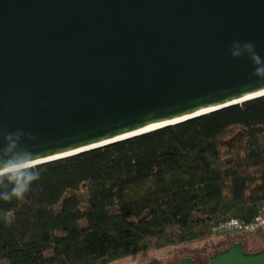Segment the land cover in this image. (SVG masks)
Returning a JSON list of instances; mask_svg holds the SVG:
<instances>
[{
  "label": "water",
  "instance_id": "water-1",
  "mask_svg": "<svg viewBox=\"0 0 264 264\" xmlns=\"http://www.w3.org/2000/svg\"><path fill=\"white\" fill-rule=\"evenodd\" d=\"M234 43L264 60V0H0V145L23 133L46 163L264 96ZM210 257L264 264V247L173 264Z\"/></svg>",
  "mask_w": 264,
  "mask_h": 264
},
{
  "label": "trees",
  "instance_id": "trees-1",
  "mask_svg": "<svg viewBox=\"0 0 264 264\" xmlns=\"http://www.w3.org/2000/svg\"><path fill=\"white\" fill-rule=\"evenodd\" d=\"M263 211L261 96L43 163L24 200L0 201V264H109Z\"/></svg>",
  "mask_w": 264,
  "mask_h": 264
},
{
  "label": "clouds",
  "instance_id": "clouds-1",
  "mask_svg": "<svg viewBox=\"0 0 264 264\" xmlns=\"http://www.w3.org/2000/svg\"><path fill=\"white\" fill-rule=\"evenodd\" d=\"M232 55L236 58L249 56L255 66L254 75L264 79V60L252 44L241 46L234 43ZM22 137L23 133L20 132L3 135V143L0 145V201L10 203L13 199L24 200L33 184L41 179L44 163L42 156L22 145ZM0 219L11 225L14 217L11 213L4 212L0 214Z\"/></svg>",
  "mask_w": 264,
  "mask_h": 264
},
{
  "label": "rangeland",
  "instance_id": "rangeland-1",
  "mask_svg": "<svg viewBox=\"0 0 264 264\" xmlns=\"http://www.w3.org/2000/svg\"><path fill=\"white\" fill-rule=\"evenodd\" d=\"M236 239L244 240L250 249H260L264 247V225L257 230L220 231L192 242L143 251L109 264H173L180 255L201 257L215 253Z\"/></svg>",
  "mask_w": 264,
  "mask_h": 264
},
{
  "label": "built area",
  "instance_id": "built-area-1",
  "mask_svg": "<svg viewBox=\"0 0 264 264\" xmlns=\"http://www.w3.org/2000/svg\"><path fill=\"white\" fill-rule=\"evenodd\" d=\"M264 225V211L257 216L251 224H244L240 220L231 219L217 227L216 231H238V230H257Z\"/></svg>",
  "mask_w": 264,
  "mask_h": 264
},
{
  "label": "flooded vegetation",
  "instance_id": "flooded-vegetation-1",
  "mask_svg": "<svg viewBox=\"0 0 264 264\" xmlns=\"http://www.w3.org/2000/svg\"><path fill=\"white\" fill-rule=\"evenodd\" d=\"M198 263H200V262H198ZM201 264V263H200Z\"/></svg>",
  "mask_w": 264,
  "mask_h": 264
}]
</instances>
